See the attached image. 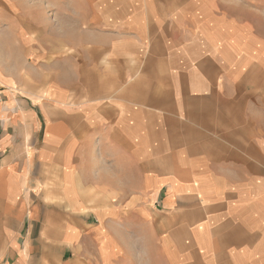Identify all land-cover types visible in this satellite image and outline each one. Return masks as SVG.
<instances>
[{"label": "crops", "instance_id": "crops-1", "mask_svg": "<svg viewBox=\"0 0 264 264\" xmlns=\"http://www.w3.org/2000/svg\"><path fill=\"white\" fill-rule=\"evenodd\" d=\"M110 4L0 81V264H264V0Z\"/></svg>", "mask_w": 264, "mask_h": 264}, {"label": "rangeland", "instance_id": "rangeland-1", "mask_svg": "<svg viewBox=\"0 0 264 264\" xmlns=\"http://www.w3.org/2000/svg\"><path fill=\"white\" fill-rule=\"evenodd\" d=\"M29 1L0 0V81L6 82L22 94L24 92L32 96L43 94L52 80H60L67 86L70 80L82 78L85 68H79L80 62L75 65V62L50 61L68 54L67 32L82 27L80 23H89L86 25L88 29H105V26H100L98 17L111 4L110 0ZM31 2L33 6L42 9L39 11L41 14L45 13L47 20L42 23L44 25L39 24L41 14L26 9ZM53 42L56 48L52 50L49 44ZM42 53L44 58H39L45 62H37V57ZM110 66L111 63L103 66L102 71L106 69L105 75H110L109 69H113Z\"/></svg>", "mask_w": 264, "mask_h": 264}, {"label": "bare ground", "instance_id": "bare-ground-1", "mask_svg": "<svg viewBox=\"0 0 264 264\" xmlns=\"http://www.w3.org/2000/svg\"><path fill=\"white\" fill-rule=\"evenodd\" d=\"M28 1H29V0H28ZM19 2H20V0H19ZM29 2H30V1H29ZM45 2H46V1H45ZM45 2H44V3H45ZM36 3H38V2H36ZM31 4H32V2L29 4L30 6L27 5V8H26V9L29 8L30 10L37 11L38 15L41 14L40 12H41L42 9L39 8V7H36L35 5L33 6V4H32V5H31ZM41 4H42V3H41ZM38 5H40V4H38ZM38 5H37V6H38ZM45 8H46V7H45ZM39 11H40V12H39ZM41 16H42V18L40 19V20H41V23L39 22V24L44 25V24H42V23H45V21L47 20V18H45V13H43V12H42ZM46 16H47V15H46ZM66 30H67V29H66ZM23 36H24V35H23ZM69 37H70V36H69ZM23 38H24V37H23ZM24 39H25V38H24ZM24 43H25V42H24ZM8 44H9V43H8ZM18 62H19V61H18ZM19 66H20V65H19Z\"/></svg>", "mask_w": 264, "mask_h": 264}]
</instances>
